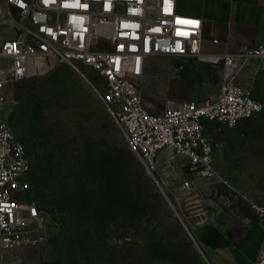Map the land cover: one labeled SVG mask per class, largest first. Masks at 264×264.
Here are the masks:
<instances>
[{
	"label": "rangeland",
	"instance_id": "rangeland-1",
	"mask_svg": "<svg viewBox=\"0 0 264 264\" xmlns=\"http://www.w3.org/2000/svg\"><path fill=\"white\" fill-rule=\"evenodd\" d=\"M151 65L143 99L160 112L178 103L183 87L169 88V65ZM79 69L99 81L89 68ZM0 114L30 163L25 197L45 217L44 242L5 253L1 264H208L195 228L254 225L239 194L264 204V111L232 128L206 124L212 166L230 188L194 178L178 157L159 166L154 181L92 86L63 64L8 86ZM183 179L197 188L182 191ZM61 197L65 212L58 213Z\"/></svg>",
	"mask_w": 264,
	"mask_h": 264
},
{
	"label": "built area",
	"instance_id": "built-area-1",
	"mask_svg": "<svg viewBox=\"0 0 264 264\" xmlns=\"http://www.w3.org/2000/svg\"><path fill=\"white\" fill-rule=\"evenodd\" d=\"M190 1L0 0V113L8 86L63 64L92 86L154 181L158 167H169L178 157L186 160L194 178L230 188L212 166L204 129L212 122L232 128L264 110L251 87L234 82L237 67L264 59V45L243 44L234 53L204 55L202 20ZM190 57L221 63L217 94L150 110L141 87L147 61ZM80 66L95 72L99 81L91 82ZM30 172L23 144L0 114V264L5 253L38 247L45 239V217L25 197ZM179 188L197 187L183 179ZM239 197L263 231L253 264H264V204L245 194Z\"/></svg>",
	"mask_w": 264,
	"mask_h": 264
},
{
	"label": "crops",
	"instance_id": "crops-1",
	"mask_svg": "<svg viewBox=\"0 0 264 264\" xmlns=\"http://www.w3.org/2000/svg\"><path fill=\"white\" fill-rule=\"evenodd\" d=\"M193 2V11L202 20L201 51L204 55L223 56L234 53L243 44L264 45V0ZM213 39L217 43H213ZM159 61L170 66L169 88L173 91L177 86L183 87L181 93L176 95L180 99L178 102L217 94L222 74L220 62L196 61L193 57L178 60L154 58L147 61L144 78L150 76L151 64ZM178 65L182 67L178 69ZM234 82L243 87H251V95L264 102V59L247 61L237 67ZM194 233L208 264H253L263 240V231L257 221L238 231L207 222L198 225Z\"/></svg>",
	"mask_w": 264,
	"mask_h": 264
},
{
	"label": "trees",
	"instance_id": "trees-1",
	"mask_svg": "<svg viewBox=\"0 0 264 264\" xmlns=\"http://www.w3.org/2000/svg\"><path fill=\"white\" fill-rule=\"evenodd\" d=\"M30 175H31V172H30ZM61 196V195H60ZM41 197H42V195H41ZM66 200V199H65ZM64 205L62 204V197H61V199H57L56 201H55V210L58 212V213H63V212H65V210H64Z\"/></svg>",
	"mask_w": 264,
	"mask_h": 264
},
{
	"label": "water",
	"instance_id": "water-1",
	"mask_svg": "<svg viewBox=\"0 0 264 264\" xmlns=\"http://www.w3.org/2000/svg\"><path fill=\"white\" fill-rule=\"evenodd\" d=\"M185 228V227H184ZM185 230H186V232L190 235V233H189V231L185 228ZM195 244V246H196V248L199 250V248H198V246H197V244L196 243H194ZM199 252H200V250H199ZM201 255H202V253H201ZM203 256V255H202ZM203 258H205L204 256H203ZM208 263V262H207Z\"/></svg>",
	"mask_w": 264,
	"mask_h": 264
},
{
	"label": "snow or ice",
	"instance_id": "snow-or-ice-1",
	"mask_svg": "<svg viewBox=\"0 0 264 264\" xmlns=\"http://www.w3.org/2000/svg\"><path fill=\"white\" fill-rule=\"evenodd\" d=\"M187 23H193V24H194V23H196V22H195V21H188Z\"/></svg>",
	"mask_w": 264,
	"mask_h": 264
},
{
	"label": "bare ground",
	"instance_id": "bare-ground-1",
	"mask_svg": "<svg viewBox=\"0 0 264 264\" xmlns=\"http://www.w3.org/2000/svg\"><path fill=\"white\" fill-rule=\"evenodd\" d=\"M200 250V249H199Z\"/></svg>",
	"mask_w": 264,
	"mask_h": 264
}]
</instances>
